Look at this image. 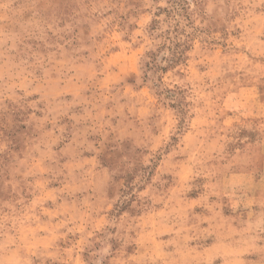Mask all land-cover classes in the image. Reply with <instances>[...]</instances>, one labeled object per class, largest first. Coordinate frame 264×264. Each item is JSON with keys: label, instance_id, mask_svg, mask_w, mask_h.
<instances>
[{"label": "rangeland", "instance_id": "374dc122", "mask_svg": "<svg viewBox=\"0 0 264 264\" xmlns=\"http://www.w3.org/2000/svg\"><path fill=\"white\" fill-rule=\"evenodd\" d=\"M0 264H264V0H0Z\"/></svg>", "mask_w": 264, "mask_h": 264}, {"label": "trees", "instance_id": "16d2710c", "mask_svg": "<svg viewBox=\"0 0 264 264\" xmlns=\"http://www.w3.org/2000/svg\"><path fill=\"white\" fill-rule=\"evenodd\" d=\"M164 11H167V10H164ZM172 57L173 58H176V55L172 54ZM155 60H156V55L153 52L147 53L146 54V59L144 61V67L146 69H149L151 67L150 65H152L153 63H155ZM169 60H170V62L173 61V59H169Z\"/></svg>", "mask_w": 264, "mask_h": 264}]
</instances>
